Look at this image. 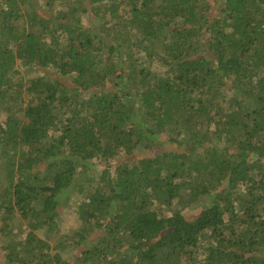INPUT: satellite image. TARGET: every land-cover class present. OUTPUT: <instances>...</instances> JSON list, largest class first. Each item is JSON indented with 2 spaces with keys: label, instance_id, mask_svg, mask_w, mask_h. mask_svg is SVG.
I'll list each match as a JSON object with an SVG mask.
<instances>
[{
  "label": "trees",
  "instance_id": "1",
  "mask_svg": "<svg viewBox=\"0 0 264 264\" xmlns=\"http://www.w3.org/2000/svg\"><path fill=\"white\" fill-rule=\"evenodd\" d=\"M0 168L6 264H264V0H0Z\"/></svg>",
  "mask_w": 264,
  "mask_h": 264
},
{
  "label": "rangeland",
  "instance_id": "2",
  "mask_svg": "<svg viewBox=\"0 0 264 264\" xmlns=\"http://www.w3.org/2000/svg\"><path fill=\"white\" fill-rule=\"evenodd\" d=\"M39 2H42V0H37ZM41 9L45 10L46 7L42 4L41 5ZM45 11H48L47 9ZM82 23L83 24H89V22H92V18L89 17L88 15H84L82 17ZM210 53L207 52L206 55H209ZM45 73H48V77L50 79H54V78H59V80L64 81L65 83H70L71 78H67L65 76H62L59 73H55L52 70L50 71H44ZM20 73L24 79V81L26 83H28L32 77H36L37 72H33L31 69H26V68H20ZM163 136L165 138L166 135L163 134ZM169 146L174 147L175 145L173 143H166L164 145L156 146L154 149L157 150H164V148H167ZM149 153L150 155H152L153 150L149 149L147 151H135L133 153V157L135 156V154H140L145 155L146 153ZM125 156V155H124ZM123 157V156H122ZM121 156H118V158H114L111 159L109 162H106L104 164V166H107L109 163V165H113V167L115 166V164L117 163L118 160H120L122 158ZM92 162H94L96 164V160H92ZM98 165H95L93 167V169L91 171H89V175L93 176V179L90 181L91 186H94V184L96 183V175L99 174L101 168L97 167ZM2 169L0 168V183H2ZM75 179H78V177H75ZM85 181L86 185H88V181H86L85 179L83 180V182ZM83 182H79V183H83ZM1 187V186H0ZM1 191V188H0ZM84 194L82 192L79 191V187L78 186H74L68 193L67 195L63 196V197H59V216L60 218L57 220V225L54 228L53 232L49 234L50 238H46L47 242L50 246H54V244L57 243L58 239H61L60 237H64L68 232H72L73 230L77 229L80 226V222L77 219V200L83 196ZM197 205L198 203L196 202L193 203L190 207H183L181 204H179L178 202H175L170 208H166L164 209V213L165 214H171L174 210H180L186 218L188 217H192L197 213ZM2 213L0 211V217H1ZM16 219H20L19 215L16 214ZM22 223V228H25V222L21 219L20 220ZM14 220H12L10 223H13ZM16 225H18V223H15ZM0 226H1V222H0ZM15 228V227H14ZM59 232V233H58ZM95 233V232H93ZM44 233H41L40 235H42ZM54 234L56 235L54 237ZM59 234V235H58ZM1 232H0V246H1ZM58 250L56 249H52L51 253H57ZM72 254L73 253H67L65 255H63L62 257H67V260H70L72 258ZM74 255V254H73ZM64 257V258H65ZM52 259L49 258V261H51ZM54 261V260H53ZM45 263V262H44ZM0 264H6V258H5V253L3 251V249H1L0 247ZM15 264H20V263H15ZM28 264H35V263H28ZM45 264H55V263H45Z\"/></svg>",
  "mask_w": 264,
  "mask_h": 264
}]
</instances>
